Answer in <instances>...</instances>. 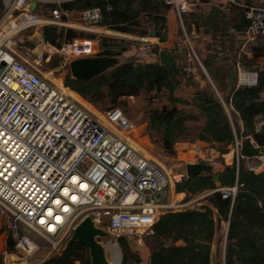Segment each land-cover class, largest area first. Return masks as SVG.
Wrapping results in <instances>:
<instances>
[{
    "label": "built area",
    "instance_id": "obj_1",
    "mask_svg": "<svg viewBox=\"0 0 264 264\" xmlns=\"http://www.w3.org/2000/svg\"><path fill=\"white\" fill-rule=\"evenodd\" d=\"M69 1L0 0V213L9 219V235L24 256L34 250L29 233L45 238L52 250H58L88 217L94 227L114 239L142 233L152 236L163 209L187 205H175L166 197L185 177V170L167 172L155 159L129 145L125 134L134 126L119 109L101 113L104 124L42 72V65L53 55H58L60 68L76 59L100 56L104 50L100 43L94 46L91 39L75 38L56 46L39 36L40 45L27 51L30 55L16 52L22 32L75 26L68 19L70 13L62 9ZM162 1L184 33L182 17L213 0ZM39 2L53 5L48 16L37 13ZM243 14L248 21L242 33L244 42L258 39L264 44V0L245 8ZM78 21L81 30L97 27L100 12L84 9ZM138 40L134 61H157L159 50L145 38ZM238 81L252 86L256 73L238 71ZM230 146L237 163L241 140L235 138ZM193 152L194 161L207 166L218 164L215 159L223 156L208 147ZM216 191L223 199L232 198L235 188Z\"/></svg>",
    "mask_w": 264,
    "mask_h": 264
},
{
    "label": "trees",
    "instance_id": "obj_2",
    "mask_svg": "<svg viewBox=\"0 0 264 264\" xmlns=\"http://www.w3.org/2000/svg\"><path fill=\"white\" fill-rule=\"evenodd\" d=\"M256 1L237 0L241 5L242 27H234V30L242 32L247 27L244 10L255 6ZM88 8L99 10V27L138 38L153 32L158 43L167 41L169 8L162 0H71L62 5V9L70 14H79ZM191 22L190 18L182 17V26L188 31ZM41 35L45 42L56 46L64 40L95 37L68 28L58 30L54 26H44ZM101 41L105 44L100 56L110 58H118L131 44L122 39L102 38ZM153 48L161 49L158 45ZM253 52L252 58L243 56L239 63L242 68L256 73L254 85L235 87L236 70L232 62L222 52L210 53L201 65L215 93L206 83L202 88L195 87L191 101L174 94L182 79L190 81L191 74L185 65L164 67L158 61L126 60L89 81L74 79L69 73L64 78L65 88L93 105L107 104L109 110L120 99L137 97L141 92L162 94L166 103L147 112L146 130L155 134V140L166 155L174 153V145L186 133L189 121L201 123L197 135L199 141L222 145L224 149L219 150L220 154L227 152L226 147L235 138L241 140L237 163L234 160L231 166L222 168L215 175L206 171L185 176L174 184L175 193L185 194L183 202L206 193L202 198L205 203L158 216L153 226L154 234L149 236L154 245L149 249L148 264H220L218 261L212 263L211 243L221 221L227 223L223 264H264V171L254 173L244 167L242 160V157L260 155L264 147V122L257 126L258 119L264 121V101L260 99L264 90V66L253 67L264 53V47L259 46ZM198 76L200 80H206L201 71ZM227 87L228 95H221ZM177 105L189 110L179 109ZM228 106L241 121L242 132L232 128L225 112ZM232 187L235 188L232 198L223 199L216 191ZM124 239H117L120 264H139V256L129 249ZM14 245L7 234L5 250L12 252ZM0 264H3L1 257ZM38 264H90V258L85 246L72 242L65 243L59 253Z\"/></svg>",
    "mask_w": 264,
    "mask_h": 264
},
{
    "label": "rangeland",
    "instance_id": "obj_3",
    "mask_svg": "<svg viewBox=\"0 0 264 264\" xmlns=\"http://www.w3.org/2000/svg\"><path fill=\"white\" fill-rule=\"evenodd\" d=\"M258 0L256 1L255 5L257 4ZM52 4H42L38 3L37 5V13L43 16H48L49 10L52 7ZM186 18H189V15L187 14ZM69 21L75 25V26H68V27H56L58 30L61 29H72L76 32H82L81 29L78 28V14H70L68 17ZM172 22V28L170 29L169 35V43L167 45V48L173 53L175 56V59L177 61H180L179 65H190L193 68L198 65V62L202 61L204 58L211 55L210 53H207L206 51L210 49V45L212 44V40H210V36H202L199 34H192L190 33L185 27H183L184 33L181 30V26L179 22L176 19L171 18L170 20ZM41 36V29L36 28L33 30H27L25 32H22L21 35L18 36V41L16 44V52L22 56L30 55L29 50L38 49L40 42L38 40V37ZM146 42H148L151 46H156L157 38L153 37H144ZM98 40V39H97ZM96 39L92 40L93 45L96 46L98 44ZM249 44H252L251 46H262L264 47V44H262L258 39L251 40L246 42V48H249ZM139 44H135L133 42L128 46V49H135V52L137 51V47ZM227 59L231 60L230 56H226ZM59 58L58 55H53L49 63L42 65V72H45V75L48 79L51 80L52 84L57 87L63 86V81L65 76L69 73L68 67H62L59 66ZM196 71V70H195ZM194 71V72H195ZM236 74V73H235ZM205 82L209 84L210 89L214 92V88L210 85L208 79L206 78ZM62 83V85H61ZM206 85V84H205ZM199 87V82L197 79L193 78L191 75L190 81L185 82L183 79L181 80V83L178 87V89L175 91V96L180 97L186 101H191L192 93L195 89V87ZM67 89V88H65ZM69 90V89H67ZM228 91V87L224 89V92ZM215 93V92H214ZM224 94V93H223ZM222 95V93H221ZM83 101L92 107L98 114L103 113L109 109H107V104H98L93 105L89 103L88 101ZM78 102V101H77ZM166 103L165 98L162 94H154L153 92L146 93L141 92L137 97H129V98H123L120 99V101L116 104V106L112 108H117L121 111L123 116L134 126L135 131L128 136V141L131 146H133L135 149H137L142 154L151 157L155 159L158 163H160L167 172H171L172 174L175 173H182L183 170H185V164H191L189 162L194 161V152L192 151L195 147L196 140L194 141L196 134L198 133V123L200 122L196 121H189L188 122V133L184 136V138L179 140L177 142L178 144L184 142V143H190L189 145H186L185 147L177 146V143L174 145V153L172 155H166L164 153L158 142L155 140L156 136L153 132L146 130V114L148 111L154 108H160L162 105ZM80 104V103H79ZM83 106L86 110L84 105ZM177 108L182 110H189L186 107H182L181 105H177ZM90 113H92L90 110H88ZM95 115L94 113H92ZM97 116V115H95ZM98 117V116H97ZM99 118V117H98ZM230 121L233 124L235 128V120L230 117ZM195 142V143H194ZM208 148L214 149V150H222L224 149L222 145H212L208 144ZM206 146V147H207ZM180 147V148H179ZM192 149V150H190ZM189 152H188V151ZM186 152V153H182ZM216 163L220 164L222 162L221 158L218 157L215 159ZM227 165V164H226ZM254 165V164H253ZM204 195V194H203ZM166 197L168 200L173 202L175 205L179 202H183L181 199V195H177L174 191V186L172 187V192L168 191L166 194ZM194 197V196H193ZM193 197H190L192 199ZM196 197V196H195ZM181 199V200H180ZM165 200H162L164 202ZM185 207V206H184ZM184 207H173L171 209H163L162 213L168 212V211H179L183 209ZM9 221V219H8ZM7 234H10L9 228L6 229ZM28 238L34 245L33 253L30 256H24L19 250H17L14 246V249L12 252H8L4 248L2 251H0V257L3 262V264H38L41 261L45 260L49 256L55 253H59L62 248H59L58 250H52L51 245L43 237H40L36 235L35 233H29L27 234ZM125 242L127 243L129 249L136 253L140 260L141 255H143V250L147 249L149 250L150 247H152L154 244L151 242L149 236H146L144 233L142 234H133L129 236L124 237ZM97 241L103 246L105 258L110 264H114L115 261L120 258L121 260V251L118 246L117 239L111 238L108 236L107 239H100L98 238ZM14 255L9 257L8 255Z\"/></svg>",
    "mask_w": 264,
    "mask_h": 264
},
{
    "label": "crops",
    "instance_id": "obj_4",
    "mask_svg": "<svg viewBox=\"0 0 264 264\" xmlns=\"http://www.w3.org/2000/svg\"><path fill=\"white\" fill-rule=\"evenodd\" d=\"M241 5L239 3L232 4L229 0H213V1H208V2H203L200 5H197L188 15L189 18L192 20V22L189 24V32L192 34H199L202 36H210V40H212V44L210 45V49L207 50V53H224L226 56L231 57V62L234 65V68L236 70V81H235V87L240 86L241 84L238 81V71H245V72H254L251 69H244L240 66V59L244 56L246 59L247 58H252L253 51L257 48L256 46H251L252 44H249V48H246V43L244 42V39L242 37V32H239L237 30H234V27H242L241 23V15H240V10L239 8ZM187 16V15H186ZM167 41L164 43H158L156 42V45L159 46V50H166L168 52H171L169 48H167V45L169 42V35L170 34V29L172 28V22L170 21L171 18L176 19L174 13L169 9L167 14ZM177 20V19H176ZM196 23V25H195ZM232 29L234 31H232ZM82 33L84 34H90L94 35V39H98L97 42L102 44L103 41H101L102 38H108L112 40L116 39H122L126 41H130L132 44L135 42V44H140L138 37L127 35V34H121L118 32L110 31L107 30L103 27H92L87 30H82ZM91 39V40H94ZM135 49H127L125 52H123L117 59L118 63L126 61V60H132L134 61L135 58ZM177 61V59H176ZM117 63V64H118ZM146 63V62H145ZM180 64V61H177V65ZM187 68V71L190 72L193 78L197 79L199 82V87L202 88L205 86L206 82L203 80L199 79L198 72H202L205 77L208 79L210 85L213 87L211 84L208 76L205 73V70L203 69L201 65V61L198 62V65L196 67H192L188 64L185 65ZM261 67L264 66V53L257 58L255 61V65L253 67ZM196 70V71H195ZM195 71V72H194ZM188 81L187 79H185ZM214 88V87H213ZM68 89V88H67ZM71 91V90H70ZM73 92V91H71ZM74 93V92H73ZM225 94L226 96L228 95V91L224 92L222 91V94ZM76 94V93H75ZM77 95V94H76ZM80 100L83 101V99L77 95ZM260 99L264 101V90L260 94ZM84 102V101H83ZM225 112L227 117L229 118L232 117L235 120V128L232 125V128L235 130H238L239 132H242V123L239 120L237 114L233 111L231 106L225 107ZM100 115V114H99ZM101 116V115H100ZM264 121H261L258 119L257 121V126H259L261 123ZM187 126V131L183 135L182 139L184 136L188 133V122L186 123ZM198 130L201 127V124L198 123ZM198 133L196 134V137L194 141L196 140L195 147L196 148H202L206 147L208 144L204 143L202 141H199L197 138ZM190 143H177V146L180 147H185L186 145H189ZM216 145V144H212ZM179 147V148H180ZM208 147V146H207ZM193 149V150H194ZM192 150V149H190ZM189 150V151H190ZM192 150V151H193ZM227 152L223 154L221 157L222 162L220 164H215L214 166L211 165L209 166L210 171L212 174H216L218 171H220L222 168H228L229 166L232 165L233 161L235 160L234 153L231 149V146L228 145L226 147ZM188 151V150H187ZM188 151V152H189ZM183 154L186 152H182ZM243 160V165L245 168L249 170L250 167H255V171H252L254 173H259L261 171H264V155H256L253 157L249 158H244L242 157ZM191 164L197 163L196 161L190 162ZM187 164V163H186ZM185 164V165H186ZM227 164V165H226ZM254 164V165H253ZM177 195L182 196V200L185 198L184 193H176ZM206 195V193L204 194ZM204 195H199V196H194L192 199H188L184 203L185 205L184 208H194L198 207L201 204H204L205 201L202 199ZM180 199V200H181ZM215 213L216 211L213 210ZM8 228V219L5 215L0 213V251L3 250L4 244H5V239H6V229ZM226 231H227V223L221 221L219 228L215 230L214 238L211 243V258H212V263L219 262L220 264H223V259H224V246H225V239H226ZM143 255H141V261L139 264H148V256H149V250L145 249L143 250ZM10 255V254H9ZM8 255V256H9ZM11 257V256H9ZM120 258H118L114 264H120Z\"/></svg>",
    "mask_w": 264,
    "mask_h": 264
},
{
    "label": "water",
    "instance_id": "obj_5",
    "mask_svg": "<svg viewBox=\"0 0 264 264\" xmlns=\"http://www.w3.org/2000/svg\"><path fill=\"white\" fill-rule=\"evenodd\" d=\"M147 37L153 38L154 33L150 32ZM102 44H105V41H103ZM157 61L159 65L164 67L177 65L175 57L163 49L159 50ZM117 63L118 61L116 58L94 56L69 62L68 70L72 78L89 81L109 69H112ZM184 168L186 177L210 171L209 166L203 163L186 164ZM98 238L107 239L108 235L103 230L94 227L92 221L86 217L74 228L66 243L70 244L72 242H77L85 246L88 250L90 264H110L105 258L103 246L97 241Z\"/></svg>",
    "mask_w": 264,
    "mask_h": 264
},
{
    "label": "bare ground",
    "instance_id": "obj_6",
    "mask_svg": "<svg viewBox=\"0 0 264 264\" xmlns=\"http://www.w3.org/2000/svg\"><path fill=\"white\" fill-rule=\"evenodd\" d=\"M58 88H60L63 92H65L68 96H70L71 98H73L75 101H78V103H80V104H82V105H84L86 108H88V110H90L92 113H94L95 115H97L96 117L101 121V122H103L104 124H106L107 122H106V120L104 119V117H103V115L100 113V115L92 108V107H90L89 105H87L85 102H83L82 100H80V98H78V96L75 94V93H73V92H71L70 90H67V89H65V88H62V87H58ZM94 115V116H95ZM135 131V128L133 127L130 131H129V133L128 134H125V138H126V140H127V142L129 143V141H128V136L130 135V134H132L133 132ZM129 145H130V143H129ZM133 147V146H132ZM134 148V147H133ZM137 150V149H136ZM138 151V150H137Z\"/></svg>",
    "mask_w": 264,
    "mask_h": 264
},
{
    "label": "snow or ice",
    "instance_id": "obj_7",
    "mask_svg": "<svg viewBox=\"0 0 264 264\" xmlns=\"http://www.w3.org/2000/svg\"><path fill=\"white\" fill-rule=\"evenodd\" d=\"M75 180V178H73Z\"/></svg>",
    "mask_w": 264,
    "mask_h": 264
}]
</instances>
